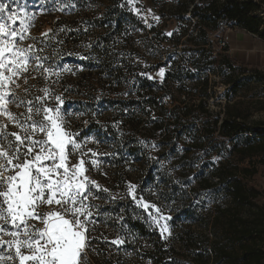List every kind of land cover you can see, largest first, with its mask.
<instances>
[{"label": "trees", "instance_id": "16d2710c", "mask_svg": "<svg viewBox=\"0 0 264 264\" xmlns=\"http://www.w3.org/2000/svg\"><path fill=\"white\" fill-rule=\"evenodd\" d=\"M163 1L154 3L163 24L154 22L151 26L141 17L142 2L129 5L127 0L95 1V15L89 23L75 21L74 27L70 24L71 28L65 29L68 34L65 43L71 53L78 55L79 62L90 68L99 66L100 71L95 77L82 75L76 82H70L68 74L49 87L46 82L37 88L33 85L27 101L36 103V97L44 94L42 90L49 88L63 97V107L67 109L68 94L79 88L87 101V110L91 109L90 114L95 116L89 119L88 127L75 123L70 130L79 133L78 140L94 132L98 137L109 136L118 153L114 156V171H145V186L152 184L160 193L168 184L172 185V177L158 176L154 166L145 163H125L124 152L130 154L134 150L127 144L137 140L139 147L134 148L138 151L160 138L158 144L164 155L176 151L189 153L193 149L205 152L212 170L200 168L193 190L203 191L210 198L207 221L200 213L192 216L194 212H190L185 218L190 222L197 217V226H188L184 220L176 223L181 230V253L188 254L193 264H264V205L258 202L261 193L247 184L258 173L257 166L264 165V121L253 118L256 106L264 105V101H253L254 97L246 95L249 79L254 78L251 75L264 88V73L231 57L228 47L214 58L211 39L221 29L228 28L245 31L264 41L261 5L254 0ZM62 22L66 21H60V26ZM57 35V31L53 32L50 39ZM90 37L91 49L83 51L79 45ZM178 46L182 47L175 59L171 49ZM158 49L164 52L162 57ZM161 69L165 70L162 79L149 78V74ZM210 72L219 74L226 84V102L218 112L212 111L208 103ZM237 72L239 76H235ZM194 80L200 86L197 103L174 97L175 93L193 95L187 83ZM166 96L171 98V103H164ZM240 96L239 101L233 102ZM25 106L28 107L27 103ZM108 106L121 107L120 115H100V109ZM183 135L189 136L192 144L181 145ZM211 154L218 159L213 160ZM181 159L172 168L179 182L190 185V181L182 178L189 176L185 171L191 170V164L185 157ZM245 163L248 164L243 167ZM110 200L119 204L116 199ZM143 200L148 203L147 198ZM114 212L96 218L90 228L93 239L88 250L94 264H132L125 251L129 254L142 249L141 244L127 245L131 239L129 233L136 231L144 239L152 237L147 258L153 264H172L161 235L157 231L156 235L150 234L148 219H127V212H118L120 217L113 219ZM119 218H123L121 224H109L112 220L118 223ZM117 237L125 243L112 245L110 241Z\"/></svg>", "mask_w": 264, "mask_h": 264}, {"label": "snow or ice", "instance_id": "6c2138e0", "mask_svg": "<svg viewBox=\"0 0 264 264\" xmlns=\"http://www.w3.org/2000/svg\"><path fill=\"white\" fill-rule=\"evenodd\" d=\"M135 2L127 0L129 5ZM58 3L53 0L52 8L41 6L39 11L63 12L65 6L56 7ZM136 13L139 15V10ZM32 20L34 14L19 0H0V117L18 129L9 131V124L0 122V264H85L93 239L90 227L96 223L94 205L89 201L99 198L93 197L94 190L108 191L87 175L84 157L89 152L93 157L98 154L91 149L80 151L83 142L77 139L79 133L67 126L70 113L63 107V97L51 89H43L44 95L37 96L36 103L27 101L26 114L17 116L8 107L25 103L18 100L12 85L19 87L16 81L29 72L31 63H37L49 76L60 74L44 67V58L36 55L34 45L22 46ZM89 163L95 167L98 161ZM129 195L137 201L134 185H129ZM140 206L167 239L171 216L155 205L142 202ZM110 243L119 246L125 241L117 237Z\"/></svg>", "mask_w": 264, "mask_h": 264}, {"label": "rangeland", "instance_id": "374dc122", "mask_svg": "<svg viewBox=\"0 0 264 264\" xmlns=\"http://www.w3.org/2000/svg\"><path fill=\"white\" fill-rule=\"evenodd\" d=\"M97 0H59V3L56 4V7L61 5L65 6V10L61 11H45L41 13L39 11V7H44L45 9L53 7V0H19L21 6L26 7L28 11L34 14V20L31 21V26L29 32L26 34V39L22 42L23 47H28L29 45H34L36 50V55L44 58L42 59V63L45 68L52 67L56 72H59V76L51 75L47 73H43L42 69H39L37 63L33 62L29 65V72L22 75L16 83V85H12V89L20 101H24L27 103V99L30 97V92L34 90L32 88L35 85L37 88L39 85H43L46 82V86H52V84H57L60 78L69 74L68 80L71 82L78 81L79 77L82 75H90L95 77L96 73L100 71L99 66H92V68L85 66L78 60V55L72 53L73 55H68L71 53L70 48H68L65 43L67 41V33H65V29L71 28L70 24L73 26L75 21L89 23L90 18L95 15L94 3ZM138 2H142L141 17L146 18L145 22L148 26H151V23H157L159 25L163 24L162 20L154 19V17H158L156 12V7L154 5L155 1L160 2L162 0H136ZM164 0L163 2H165ZM255 2L261 5V10L259 11V15L264 18V0H254ZM75 4V7L72 8L71 4ZM12 7H16V5H12ZM151 10V11H148ZM60 21L62 25H59ZM195 22H193L194 24ZM67 26V27H65ZM74 27V26H73ZM63 29V31H61ZM89 30V28H87ZM72 30V29H71ZM57 31V37H53V32ZM74 31V30H72ZM90 31V30H89ZM180 31V30H179ZM245 31L239 29H221L215 35L211 36L212 43L214 39H224L228 42L229 54L231 57L239 61L241 64L248 66L251 69H257L258 71L264 73V42L248 40L249 43L244 44V40L248 37L246 36ZM45 33H47V37H45ZM63 33H65L63 35ZM60 37V38H59ZM186 39L183 38V41ZM236 39V40H235ZM91 37L87 40H84L83 43H80L81 49L83 51H90L92 45ZM214 45V43H213ZM188 46V45H187ZM182 46H178L177 48L171 49L172 57L177 59V53H180V49ZM163 48V46H162ZM42 49V50H41ZM63 51L65 53H63ZM161 57L163 56L160 49H158ZM217 67V65H215ZM68 69L67 71H61V69ZM218 68V67H217ZM38 69V70H37ZM215 69V68H214ZM163 72L165 71L164 69ZM155 71L149 76L153 79H162L160 76V72ZM193 71V70H192ZM219 71V69L217 70ZM216 71V72H217ZM240 72H237L235 76H239ZM251 75V74H249ZM25 76L27 77V83L24 82ZM164 76V75H163ZM210 80V99L208 103L211 106V110L214 112H218L223 109L225 102L224 101V92L226 89V84L224 83L223 77H221L217 73L210 72L208 74ZM254 78H250V87L246 93L248 97H254L253 101L263 100L264 101V88L261 83L256 81V77L251 75ZM197 80L189 81L187 83L188 90L191 91L189 97L187 95L183 96L182 94L175 93L174 97L182 100H193L194 103L198 102V94L200 93V86L197 84ZM44 95V94H43ZM242 96L236 97L233 102L239 101ZM112 98V97H111ZM67 110L70 115L67 117L69 124L67 125L70 129H72L75 123L83 124L85 127H88L89 119L93 118L95 115L90 114L91 109L87 110L88 106L86 105V99L82 96V92L77 88L76 91L68 94L67 97ZM25 103L21 104L20 107H17L16 104H10L8 107L10 111L17 116L20 114H26L27 107ZM164 103H171L170 97H165ZM264 105L258 104L256 106V110H254L253 118L256 120L264 121ZM121 107H106L104 109H100V115L110 116L113 114L120 115ZM119 109V110H118ZM128 109V108H127ZM128 111V110H127ZM23 119V117H21ZM35 119H40L39 116H36ZM87 121V123H85ZM0 122L9 124V131H18L15 127H13L7 120L6 117H0ZM82 141L81 152H88L91 149L93 152H96L98 155L93 157L89 152L87 156L84 157L86 161V166L89 168L87 175L98 182L101 189H108L105 191H93V197L90 198V203L94 205V219L99 217H106L108 212L116 211L117 214L113 213V219L119 216L118 212L125 213L127 212V219L137 220V219H148V228L150 229V234L153 235L156 231L159 233L156 225L152 224L151 219L148 217L147 213L141 208L140 203H145L143 199H148L149 205H155L161 209V212L164 215H170L171 220L167 221L170 225L171 235L167 237V239L162 238L165 243V249L168 250V257L173 259L172 264H193L188 254L181 253L180 250V228L176 223H179L180 220L188 221L187 225L190 224L197 226L199 221L197 217H193L194 220H187L186 215L190 212H194L191 214L195 216V213H200L204 217V221H207L208 215V207L210 206V198L205 196V192L203 191H194L193 189L198 182V178L195 177L198 171H200L201 167H204L205 171H211L212 168L208 165L209 160L206 158V153L203 151H197L195 149L191 150L192 152L185 153L181 151H176L173 153H168L166 155L163 149H160L161 139L158 138L156 140L151 141V143L144 146V148L138 151H135L134 147H139L137 144L139 142L134 140L127 144L126 146L130 149V145H132L134 149L133 152L127 154L124 152V162H138L145 163L147 166H154L155 174L158 176H168L170 175L172 178V185L168 184L165 190L160 193L157 191L154 185L145 186L143 174L145 171H114V164L116 160L114 156H117L118 153L115 152V146L113 145L112 139L107 135H102L98 137L96 132L90 134L88 137L80 140ZM181 145L189 146L192 144V139L189 136H182V140L180 141ZM182 149L185 151V147ZM79 155V153L77 154ZM212 159H218V157H214V154H211ZM182 157L187 159V163L191 164V170L185 171V174H188L185 179L182 178V181H190V185H183L182 182H179L177 179L176 171L172 168V164L181 161ZM76 156L72 157V162H76ZM91 159H95L98 161L97 166L93 167L89 163ZM248 163H245L243 167H245ZM258 173L247 182L250 188H253L261 193L258 202L260 205H264V165L260 164L257 166ZM183 175V172H182ZM181 175V177H182ZM126 181H129L128 183ZM129 185L135 186V193L137 196V201H133L131 196L129 195ZM187 194L186 197H183ZM195 194H198V198ZM115 197L118 200V205L111 202V198ZM110 202V203H109ZM150 211L155 212L154 209L150 208ZM171 210V211H170ZM146 213V214H145ZM191 216V217H192ZM120 217V216H119ZM190 219V218H188ZM118 223L115 220H112L109 224L116 225L121 224L123 222V218H119ZM105 223V222H103ZM107 223V222H106ZM91 228V227H90ZM129 233V232H128ZM160 234V233H159ZM131 236L130 242H127V245L130 244L135 247L136 245L141 244V248L139 250H133L134 253L127 251L126 257H130L132 264H153L151 260H149L148 256V248L151 247V239L150 236L148 239H144L140 236V234L136 231L135 233H129ZM156 235V234H155ZM129 236V237H130ZM155 239L157 238L154 236ZM181 254H180V253ZM137 253V254H135ZM87 261H90L91 264H94L91 260V254L89 250H87Z\"/></svg>", "mask_w": 264, "mask_h": 264}, {"label": "built area", "instance_id": "2783aa9c", "mask_svg": "<svg viewBox=\"0 0 264 264\" xmlns=\"http://www.w3.org/2000/svg\"><path fill=\"white\" fill-rule=\"evenodd\" d=\"M213 43V57L218 58L219 54L222 53V51L228 47V42L226 41V38H224L221 40L214 39Z\"/></svg>", "mask_w": 264, "mask_h": 264}, {"label": "crops", "instance_id": "0c3cea01", "mask_svg": "<svg viewBox=\"0 0 264 264\" xmlns=\"http://www.w3.org/2000/svg\"><path fill=\"white\" fill-rule=\"evenodd\" d=\"M244 33H246V36L248 37L247 39H245L244 40V44L246 45L247 43H249V39L251 40V41H254V39L255 40H257L258 42L259 41H261V42H264V41H262L261 39H259L257 36H254V35H251V34H249V33H247V32H244ZM236 40V39H235Z\"/></svg>", "mask_w": 264, "mask_h": 264}]
</instances>
